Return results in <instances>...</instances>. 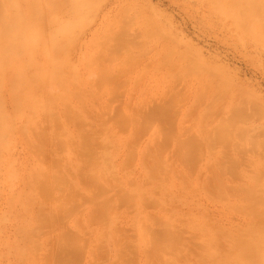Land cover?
<instances>
[{
    "label": "rangeland",
    "instance_id": "rangeland-1",
    "mask_svg": "<svg viewBox=\"0 0 264 264\" xmlns=\"http://www.w3.org/2000/svg\"><path fill=\"white\" fill-rule=\"evenodd\" d=\"M260 134L264 0H0V264H264Z\"/></svg>",
    "mask_w": 264,
    "mask_h": 264
},
{
    "label": "bare ground",
    "instance_id": "bare-ground-1",
    "mask_svg": "<svg viewBox=\"0 0 264 264\" xmlns=\"http://www.w3.org/2000/svg\"><path fill=\"white\" fill-rule=\"evenodd\" d=\"M258 130H259V129H258ZM262 130H263V129H262ZM255 131H256V130H255ZM203 133H204V132H203ZM209 133H211V132H208V133H206V134H209ZM240 133H241V131H240ZM240 135H242V134H240ZM260 135H261V134H260ZM208 136H209V135H208ZM261 136H262V135H261ZM263 136H264V135H263ZM263 136H262V137H263ZM204 137H205V136H204ZM235 137H236V135H235ZM237 138H238V137H237ZM240 139H241V138H240ZM240 139H239V141H241ZM233 140H235V139H233ZM260 141H261V140H260ZM260 141H258V144H259V145H258V144L256 145L257 147H258V146H259V147H258V148L255 147V148H256V151H257V149H259V148H260L261 150L263 149V143H262V141H261V143H260ZM260 144H262V146H260ZM231 145H233V144H231ZM233 146H234V148H237V147H235V145H233ZM225 148H226V147H225ZM230 149H231V148H230ZM239 149H240V148H239ZM260 149H259V150H260ZM237 150H238V149H237ZM259 150H258V151H259ZM261 150H260V151H261ZM260 151H259V153H260ZM238 153H239V152H238ZM259 153H258V154H259ZM261 153L263 154L264 151H262ZM252 154H253V153H252ZM253 155H254V154H253ZM263 155H264V154H263ZM238 156H239V155H238ZM241 157H242V156H241ZM221 158H222V157H221ZM223 158H224V157H223ZM246 158H247V157H246ZM257 158L263 159V156L261 157V154H259ZM241 159H242V158H241ZM223 160H224V159H223ZM225 160H226V159H225ZM248 160H249V159H248ZM263 160H264V159H263ZM263 160H262V161H263ZM217 161H220V160L217 159ZM238 161H239V160H238ZM243 161H244V160H243ZM249 161H250V160H249ZM240 162H241V161H240ZM253 162H254V161H253ZM231 163H232V161H231ZM250 163H251V162H250ZM215 164H216V163H215ZM261 164H263V162H262ZM243 165H245V164H243ZM249 165H252V164H249V163H248V167H249ZM254 165L256 166L255 162H254ZM252 166H253V165H252ZM209 167H210V166H209ZM214 167H215V166H214ZM233 167H234V166H233ZM235 168H236V167H235ZM207 169H208V168H207ZM209 169H210V168H209ZM220 169H221V168H220ZM230 169H231V168H230ZM251 169H252V168H251ZM215 170H216V169H215ZM215 170H214V171H215ZM231 170H232V169H231ZM231 170H229V173L231 172ZM238 171H239V170H238ZM251 171H252V170H251ZM217 172H218V171H217ZM208 173H209V172H208ZM231 174L233 175V174H237V173H236V171H234V169H233V171L231 172ZM238 174H239V173H238ZM239 176H240V175H239ZM211 177H212V176H211ZM212 178H213V177H212ZM219 178H220V177H219ZM251 178H252V177H251ZM208 179H209V178H208ZM259 179H260V178H259ZM213 180H214V179H213ZM254 180H255V179H254ZM215 183H216V182H215ZM217 183H218V182H217ZM220 183H221V182H220ZM246 183H247V182H246ZM243 185H244V184H243ZM243 185L241 184V185H239V186H243ZM246 185H248V186H246ZM256 185H257L256 182L250 180V181L248 182V184H245V185L243 186L244 188H245V186H246V189L248 188V192H247V193H248V195L251 194V196H252V197L250 196V197L248 198L249 200H250V198H253V196L255 195L254 192H255ZM209 186H210V185H209ZM239 186H237L238 189H239ZM218 189H219V188H218ZM223 189H224V188H223ZM209 192H210V191H209ZM232 192H233V191H232ZM237 193H238V192H237ZM224 194H225V193H224ZM253 194H254V195H253ZM239 196H240V195H239ZM243 196H244V195H243ZM240 197H241V196H240ZM244 199H245V198H244ZM241 201H243V200H241ZM247 201H248V200H246V202H247ZM243 202L246 203L245 201H243ZM243 202H242V203H243ZM242 205H243V204H242ZM233 208H234V207H233ZM243 208H244V207H242L241 209L243 210ZM245 208L247 209V206H246V205H245ZM248 209H249V208H248ZM235 210H236V209H235ZM255 212H256V211H255ZM243 213H245V212L243 211ZM245 214H247V213H245ZM207 217H208V216H207ZM209 217H210V216H209ZM161 221H162V220H161ZM178 221H179V220H178ZM212 224H213V223H212ZM215 227H216V226H215ZM181 230H182V229H181ZM223 230H224V229H223ZM228 230H229V229H228ZM239 230H240V228H239ZM184 232H185V231H184ZM181 233H182V232H181ZM228 234H229V233H228ZM230 234H231V233H230ZM242 235H244V234H242ZM195 236H197V235H195ZM233 236H234V235H233ZM246 236H247V235H246ZM225 237H226V236H225ZM227 237L230 238L229 235H227ZM252 237H253V236H252ZM222 238H223V237H222ZM222 238H221V239H222ZM231 238H232V237H231ZM231 238H230V239H231ZM224 240H225V239H224ZM234 240H235V239H234ZM237 240H238V238H237ZM239 240H240V239H239ZM239 240H238V241H239ZM232 241H233V240H232ZM235 241H236V240H235ZM227 242H228V241L226 240V243H227ZM230 242H231V241H230ZM230 242H229V243H230ZM220 243H222V242H220ZM222 244H223V243H222ZM222 244H221V245H222ZM230 244H231V243H230ZM223 245H225V244H223ZM232 245H233V244H232ZM247 245H248V242L243 241L242 238H241V240H240L239 242H235V244H234L233 246L235 247L236 250H238V251H237L238 253H241V254H242L244 251H247V250H248ZM229 247H231V246H229ZM221 248H222V247H221ZM263 248H264V247H263ZM221 250H222V249H221ZM223 251H225L224 248H223ZM225 252H226V251H225ZM233 254H234V253H233ZM235 255H236V254H235ZM241 256H243V255H241ZM235 257H236V256H235ZM238 257H239V256H238ZM243 257H244V256H243ZM245 257H246V256H245ZM245 257H244V260H245ZM247 257H248V253H247ZM247 257H246V258H247ZM240 258H241V257H240ZM211 260H212V259H211ZM228 260H229V259H228ZM200 261H201V260H200ZM240 261H242V260H240ZM226 262H227V261H226ZM244 262H245V261H242V264H244ZM240 263H241V262H240ZM250 263H251V262H250ZM259 263H260V262H259ZM254 264H255V263H254Z\"/></svg>",
    "mask_w": 264,
    "mask_h": 264
}]
</instances>
